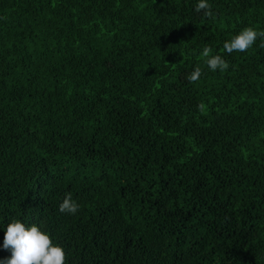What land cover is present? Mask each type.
Wrapping results in <instances>:
<instances>
[{"label": "trees", "instance_id": "16d2710c", "mask_svg": "<svg viewBox=\"0 0 264 264\" xmlns=\"http://www.w3.org/2000/svg\"><path fill=\"white\" fill-rule=\"evenodd\" d=\"M198 2L0 0V262L19 219L65 264H264V38L223 49L264 0Z\"/></svg>", "mask_w": 264, "mask_h": 264}, {"label": "clouds", "instance_id": "9594fccd", "mask_svg": "<svg viewBox=\"0 0 264 264\" xmlns=\"http://www.w3.org/2000/svg\"><path fill=\"white\" fill-rule=\"evenodd\" d=\"M195 11L197 13L203 12L208 18H214L212 6L208 0H199L195 6ZM258 38H264V31L246 27L239 34L233 36L231 40L225 42L223 49L228 54L243 53L252 48ZM261 47H264V42L261 43ZM201 56L213 72L225 71L229 67L222 55H212V48L207 45L203 48ZM202 74V69L197 66L188 76L189 82H197ZM198 109L201 113L205 111L203 102L198 105ZM79 207V204L73 199L72 193L68 192L59 205V211L76 214ZM3 249L10 251L11 256L4 259L0 264H65L66 261L65 250L58 244H54L49 233L43 231L35 223L28 225L19 219H12L8 223L4 233Z\"/></svg>", "mask_w": 264, "mask_h": 264}]
</instances>
